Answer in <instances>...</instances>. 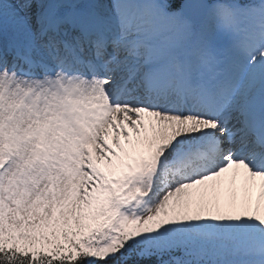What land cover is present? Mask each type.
Instances as JSON below:
<instances>
[{
  "label": "snow or ice",
  "instance_id": "snow-or-ice-1",
  "mask_svg": "<svg viewBox=\"0 0 264 264\" xmlns=\"http://www.w3.org/2000/svg\"><path fill=\"white\" fill-rule=\"evenodd\" d=\"M0 264H264V0H0Z\"/></svg>",
  "mask_w": 264,
  "mask_h": 264
}]
</instances>
